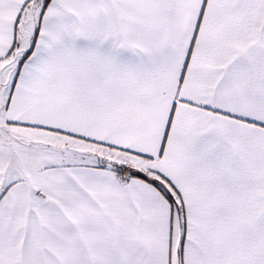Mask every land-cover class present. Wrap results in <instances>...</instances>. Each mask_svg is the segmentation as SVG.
Masks as SVG:
<instances>
[{
	"label": "snow or ice",
	"instance_id": "obj_1",
	"mask_svg": "<svg viewBox=\"0 0 264 264\" xmlns=\"http://www.w3.org/2000/svg\"><path fill=\"white\" fill-rule=\"evenodd\" d=\"M0 264H264V0H0Z\"/></svg>",
	"mask_w": 264,
	"mask_h": 264
}]
</instances>
